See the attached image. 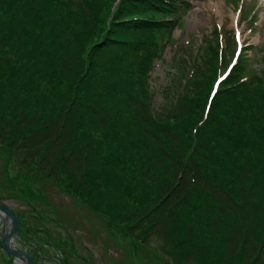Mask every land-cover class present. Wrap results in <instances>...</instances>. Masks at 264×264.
<instances>
[{
    "label": "trees",
    "instance_id": "16d2710c",
    "mask_svg": "<svg viewBox=\"0 0 264 264\" xmlns=\"http://www.w3.org/2000/svg\"><path fill=\"white\" fill-rule=\"evenodd\" d=\"M115 8L101 28L99 0H0V144L25 168L17 189L47 203L50 180L193 264H264V69L245 77L240 56L209 103L194 76L154 105L152 34L189 6ZM13 211L22 236L33 226Z\"/></svg>",
    "mask_w": 264,
    "mask_h": 264
},
{
    "label": "rangeland",
    "instance_id": "374dc122",
    "mask_svg": "<svg viewBox=\"0 0 264 264\" xmlns=\"http://www.w3.org/2000/svg\"><path fill=\"white\" fill-rule=\"evenodd\" d=\"M176 1H186L189 8L173 15V28L158 29L152 34V46L156 43L159 50L147 79L154 105L160 102L165 88L171 90L175 86L174 81L184 84L194 76L208 80L209 103L241 46L243 75L254 76L263 71L264 0ZM117 2L99 0L100 10L96 14L101 28L108 24ZM248 44L250 47L244 49ZM199 60L201 67L195 71L194 63ZM20 164L15 154L0 144V203L18 212L25 223L35 227L36 235L50 241L34 243L33 227L25 229L27 225L23 235H17L16 245L33 255L37 264H60L62 257L68 264H193L190 258L168 249L164 239L135 243L137 240L117 221L109 217L108 223L104 214L92 211L50 180L37 186L47 203L28 200L17 189L25 172ZM3 226L0 218V230ZM0 264H16L3 250L1 236Z\"/></svg>",
    "mask_w": 264,
    "mask_h": 264
},
{
    "label": "water",
    "instance_id": "95a60500",
    "mask_svg": "<svg viewBox=\"0 0 264 264\" xmlns=\"http://www.w3.org/2000/svg\"><path fill=\"white\" fill-rule=\"evenodd\" d=\"M0 212L4 215V218H2L4 224L5 222H8L9 224V229L7 233L2 234L0 230L1 245L3 250L9 253L13 257L14 262L16 260H20L24 264H35L33 257L27 251L21 249L17 245H15L14 247H10L8 245L9 241L14 240L15 243V240L17 239L16 233H17L18 221L13 210L7 205L0 203Z\"/></svg>",
    "mask_w": 264,
    "mask_h": 264
},
{
    "label": "bare ground",
    "instance_id": "6f19581e",
    "mask_svg": "<svg viewBox=\"0 0 264 264\" xmlns=\"http://www.w3.org/2000/svg\"><path fill=\"white\" fill-rule=\"evenodd\" d=\"M0 218H4V215H3L1 212H0ZM8 229H9V224H8V222H5L3 228L1 229L2 234L7 233ZM8 245H9L10 247H14L16 244L14 243V240H11V241L8 242ZM15 263H16V264H24V263H23L22 261H20V260H16Z\"/></svg>",
    "mask_w": 264,
    "mask_h": 264
}]
</instances>
